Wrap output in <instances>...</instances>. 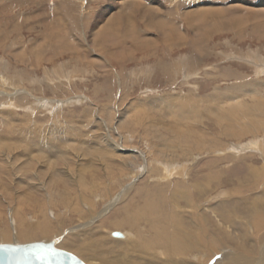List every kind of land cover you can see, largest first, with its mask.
<instances>
[{
    "label": "rangeland",
    "instance_id": "374dc122",
    "mask_svg": "<svg viewBox=\"0 0 264 264\" xmlns=\"http://www.w3.org/2000/svg\"><path fill=\"white\" fill-rule=\"evenodd\" d=\"M107 1L109 2V0H82L91 3L83 10L79 7V3H73L71 0H0V63L7 65L5 68L0 66V74L5 76L8 82L4 85L0 81V122H2L0 123V244L52 242L56 249L74 254L85 264H99V259L86 258L78 253L80 243L92 244L96 247L94 253L98 258L127 256L138 264H163L167 261L165 256L167 254L164 253L166 251L162 245L161 248L160 244L144 248L132 245V243H142L143 240L144 243L148 242L146 238L153 237L146 216H143L138 225L126 224L118 227L133 234L141 228L142 237L140 236L139 239L133 235L129 245L120 246L109 235L110 230L114 229L112 220L115 218L121 220L128 204L133 202L130 207L134 210L137 204L145 203L146 194L151 195L157 190L155 194H158L159 201L163 200L165 203L164 208H168L169 213L172 211L180 213L185 218L184 226L190 215L192 217V214L197 215L205 211L208 212V218L212 216L214 222L218 220V224H221L220 227L225 231L226 226L218 217L220 215H218L220 211L218 206L226 202L233 207L235 202H232L237 198L239 202L243 201L237 206L239 208L237 214L233 215L235 220L238 218L242 221V217H246L243 210L248 206V201L253 205L255 202L260 204V208L264 210V206L259 202L264 200V182H262L264 181L262 173L264 172V123L257 133L254 132L255 126L252 124L251 133L235 137L232 136L230 128L226 129V132L221 131L222 128H219L218 123L213 119L214 115L208 113L209 109L204 107L193 109L194 112L190 117L185 118L180 116L178 108L169 110V105L164 100L166 97L174 98L172 96L189 98V100L197 98L211 100L238 89L241 92V87H245L247 91L255 87L254 90L259 91L260 95L264 94V60L262 61L261 58L264 57V0H237L238 5H233L236 0H212L215 3L219 2L222 8L227 6L223 10L225 19L222 20V26H216L212 22L209 27H203L197 21L198 25L194 26L195 28L188 26L182 16V13L190 7L188 1L180 0L179 9L174 6L169 8L168 13L170 12L171 15L168 18L171 22L163 31H165L164 35L169 33L182 37H185L182 34L187 35V43L181 45V40L177 41L179 39L175 38L173 40L175 45L170 48L162 41L158 30L160 27L148 28L140 19V14L136 27L138 29L127 30L126 26L122 27L121 33L123 36L127 35L126 37L119 36V39L116 32L107 36L101 35L102 38L98 37L101 30L99 26L107 16V13H104V9L108 8L106 6L109 4ZM56 4L61 6L57 10L54 8ZM231 5L233 8L229 9ZM237 7L243 9L238 10ZM58 13L67 21L66 27L53 22V17ZM42 18L44 21L38 23V19L43 20ZM235 21H238L236 28L227 25ZM205 31L208 35L204 36ZM200 32L202 34H199ZM156 34L159 35L160 40H156L157 44L155 41H152L155 44H150L147 39H152ZM196 36H204V38L193 41ZM98 40L101 42H97ZM251 60H254V63ZM243 96H245L243 97L245 105L253 104L250 91L246 93L245 90ZM168 110L175 115L168 113ZM198 110L201 112L197 113ZM9 125L10 131L7 128ZM194 130L197 132L195 133ZM191 132L195 135H190L191 139L189 136L184 139ZM230 134L231 136H228ZM46 135L45 143L41 144L40 138ZM203 140L206 141L205 147L202 144ZM252 140L257 141V145L242 150L241 146H246ZM110 141L115 142L113 144ZM180 142L186 144L181 145ZM112 144L117 149L127 147L125 151L128 154L135 150L134 154L124 158L121 155L125 151L116 153V148ZM173 150L177 151L176 153L192 150L195 156L184 159L185 156L175 155V159H171ZM139 152L148 155L150 170L156 162L155 153L161 152L169 156L164 163L166 161L170 164L190 165L193 158H197V162L190 165V169L194 168L193 172L190 173L188 180L184 181L185 187L191 188L189 197L181 195L180 198L175 199L177 202L169 198L172 190L178 187L184 188L179 186L184 180L182 176H175L170 184L162 181L159 187L155 186V183L159 182L150 178V175L154 176L156 173L148 171L140 176L138 166H145V162ZM235 152L239 155H228L232 159L231 157L225 159L221 155ZM55 153H59V157L62 158L56 160V156L53 155ZM216 157L223 159H215ZM50 158L54 159L50 161ZM254 166L259 172L256 176L251 175ZM46 167L49 170H46ZM213 167L217 169L223 167L224 176L222 175L221 178L227 181H222L223 184L217 186L218 182L213 180L209 186L206 185L207 183H201L203 189L193 188L195 179L202 175V171L208 172ZM36 171L39 173L42 171L39 179L43 184L48 182V191H45V186L42 191L41 188L36 189L32 185L34 182H39L35 176ZM65 171L70 173L71 179L66 176ZM19 174L22 176L20 177ZM257 176L258 178H255ZM176 181L180 184L175 186ZM133 182L134 189L140 193L132 190L129 194L130 189L124 201L115 204L109 215L89 223L94 215L100 214L99 212L113 197L119 196L121 190L129 187ZM64 190L70 192L68 204L60 203L59 200V194ZM242 191L244 194H241ZM228 193L231 196H227ZM83 194L86 198L80 200ZM259 194L263 197L260 198ZM204 195L208 197L205 198ZM245 197H248L246 198L248 201H245ZM250 204L249 206H252ZM209 206L212 208L210 209ZM195 207H198V211L194 209ZM129 208L128 210L131 211ZM228 210L230 211L229 208ZM42 216L49 220L54 236L58 233V238L48 240L50 236L42 238L33 235V238L26 241L15 235L14 232L18 227L25 226L30 220V228H32L31 221L35 220V223H39ZM193 216L194 219L190 218L189 223L194 224L195 215ZM61 229L65 231L63 235L67 233L68 237L69 234L70 237L76 235L68 238L71 242L68 245L75 249L66 248L69 247L66 244L63 247L59 245V240L63 239L59 233ZM70 229H74L75 232H67ZM141 239L143 240L138 241ZM222 252L218 251L215 254L208 251L207 254L204 251L201 263L192 257L195 254L193 253L187 258L186 264H219L218 260Z\"/></svg>",
    "mask_w": 264,
    "mask_h": 264
},
{
    "label": "bare ground",
    "instance_id": "6f19581e",
    "mask_svg": "<svg viewBox=\"0 0 264 264\" xmlns=\"http://www.w3.org/2000/svg\"><path fill=\"white\" fill-rule=\"evenodd\" d=\"M73 3H79L80 4V8L84 10V8L88 5H91V3L89 2H82V0H71ZM182 1H188L189 3V8H187L186 11H184L182 13V16L184 17L185 21H187V23L189 24L188 26H192L193 28H195L194 26H197V21L200 22V25L203 27H206L209 25H212V22L216 25V26H219L221 25L222 26V20H224V16H223V10L226 9V7H223L221 5H219L218 3H215V2H212V0H182ZM108 2V1H107ZM40 3V2H39ZM97 3V2H95ZM109 4H107L106 9H104V13L106 14L107 13V16H106V19L103 21V23L98 24V26L101 28L100 32H99V35H97L98 37H101V35L103 36H107L108 34H114V32H116V36L117 38H119V36L121 37H126L125 34L124 36L122 35V30H123V26H126L125 29H135L137 27V22H138V14L141 15V20L143 22L146 23L147 27L148 28H153V26L156 27H160V30L159 33L161 34L162 36V41H164V44L165 45H168L167 47L170 48V46L173 47V45H175V43H173V40L175 38L179 39L177 41H180L181 40V45H184L187 43V40H186V36L187 35H184L182 34L183 36L185 37H182V36H178L174 33H169L168 35H164L165 31H163V29L165 30L166 26L169 25V23L171 22L168 18L169 14L168 11H169V8L171 6H174V7H177L179 9V5H180V0H109L108 2ZM5 4V3H3ZM238 1L236 0V3L233 4V5H238ZM233 5H231V7L229 9H232L233 8ZM179 6V7H178ZM241 6V5H240ZM61 6L56 4L54 6L55 10L59 9ZM229 7V6H228ZM2 9H4L3 7H1ZM7 8V7H6ZM99 8V7H98ZM238 10H242L243 8L242 7H237ZM62 10V8L60 9V11ZM2 11V10H1ZM171 11V10H170ZM177 11V10H176ZM102 12V11H100ZM103 13V14H104ZM62 14V12H61ZM249 14V13H248ZM65 15V14H64ZM178 15V14H177ZM54 16V15H52ZM104 17V16H103ZM241 17V16H240ZM248 17V15H247ZM26 18V17H25ZM23 18V19H25ZM29 18V17H28ZM22 19V20H23ZM41 19V18H40ZM43 19V18H42ZM239 19V18H238ZM4 20V19H3ZM27 20V19H26ZM8 21V20H7ZM19 21V19H18ZM21 21V20H20ZM43 20H39L38 19V23H41ZM50 21V20H49ZM177 21V20H176ZM258 21V20H257ZM256 21V22H257ZM4 22V21H3ZM53 22L56 23L58 22L60 25H64V27H66L67 25V21L65 20L64 16L60 15L59 13L57 15H55L53 17ZM178 22V21H177ZM198 22V23H199ZM238 22V21H237ZM237 22L235 21L234 23H229L227 24L230 28L231 27H234L236 28L237 27ZM255 22V24H256ZM2 23V22H1ZM21 23V22H20ZM52 23V22H51ZM4 24V23H3ZM17 24V23H16ZM53 24V23H52ZM213 24V25H214ZM225 24V23H224ZM261 24V23H260ZM9 25V24H8ZM179 25V24H178ZM177 25V26H178ZM176 26V27H177ZM180 26V25H179ZM220 26V27H221ZM62 27V26H61ZM181 27V26H180ZM68 28V26H67ZM178 30L179 27H177ZM138 29V28H136ZM207 29V28H206ZM223 29H225L223 27ZM261 29V28H260ZM140 30V29H139ZM153 30V29H152ZM151 30V31H152ZM196 31V29H194ZM222 30V29H221ZM94 31V30H92ZM133 31V30H131ZM150 31V30H149ZM68 31H66V34L68 35L67 33ZM70 32V31H69ZM96 32V31H95ZM182 32V30H181ZM184 32V31H183ZM86 33V32H85ZM134 33V32H133ZM198 33V32H197ZM196 33V34H197ZM60 34V33H59ZM135 34V33H134ZM137 34V32H136ZM199 34H202V32H200ZM204 36L205 35H208V33H203ZM70 35H72L70 33ZM93 35V34H92ZM142 35V34H141ZM131 36V35H130ZM129 36V37H130ZM136 36V35H135ZM160 36V37H161ZM201 37V36H196L195 39H193V41L199 39V38H204ZM212 36V35H210ZM67 37V36H65ZM71 36H69L70 38ZM134 37V36H133ZM102 38V37H101ZM147 38V37H146ZM120 39V38H119ZM209 39V38H208ZM73 40H74V37H73ZM72 40V41H73ZM102 40V39H101ZM138 40V39H136ZM149 40L148 42H150V44H155L154 42L152 43V41H155L156 40H160L159 39V35L156 34L155 37L152 36V39H147ZM100 40H98L97 42H99ZM122 41V40H121ZM126 41V40H125ZM101 42V41H100ZM124 42V41H123ZM160 42V41H159ZM176 42V41H174ZM158 42H156L157 44ZM105 43H103L104 45ZM107 44V43H106ZM144 44H148V43H144ZM102 45V47H103ZM108 45V44H107ZM105 45V46H107ZM114 46V45H113ZM179 46V45H178ZM101 47V46H99ZM171 47V48H172ZM108 48V47H107ZM118 48V47H117ZM104 50V48H102ZM107 50V49H106ZM173 50V49H172ZM101 51V50H100ZM111 51V50H110ZM33 52V51H32ZM78 52V51H77ZM221 52V51H220ZM37 53V52H35ZM34 53V54H35ZM107 53V52H106ZM77 54V53H76ZM38 55H40V53H38ZM104 55V54H103ZM235 55V54H234ZM237 55V54H236ZM115 57V56H113ZM259 57V56H258ZM39 58V57H38ZM187 58V57H186ZM262 58V61L264 60V57H261ZM261 58L259 57L258 59L261 60ZM189 61V60H188ZM253 63H254V60H251ZM5 63V61H3ZM37 64H38V61H36ZM264 63V61H263ZM3 66V68H5L7 65L5 63V65L3 63H0V66ZM256 65V64H255ZM257 66V65H256ZM259 68H260V65L258 64ZM263 66V65H262ZM164 68V67H162ZM113 69V68H112ZM261 69V68H260ZM148 70V69H147ZM7 72V71H6ZM107 72V71H106ZM109 72V70H108ZM177 73V72H176ZM50 77V76H49ZM185 78V77H184ZM0 81L1 83H3L4 85H7V81H6V77L3 76L2 74H0ZM52 83V82H51ZM247 85V84H245ZM254 86V85H253ZM15 87V86H14ZM17 87V86H16ZM261 87V86H260ZM237 88H240V87H237ZM242 88V91L244 92L246 90V93L250 91V94L252 93V102L253 104L251 105H245V101H243V92H239L240 90L238 89V91H232L231 93H227V94H224V95H220V96H216V98H213V99H204V98H197V99H193V100H189L186 99V98H180V97H175V96H172L174 98H170V97H166L164 98V100H166V103L169 105V110L171 109H175V108H178L179 109V112H180V116L182 117H185V118H189L191 113L194 112L193 109H199V107H204L205 109H209L208 113L209 114H212L214 115V120L216 123H218V127L219 128H222L221 131L223 132H226V129L230 128L232 129V136H235V137H239L243 134H246V133H251L252 132V124L255 126V130L254 132L257 133L261 128H262V124L264 123V94L260 95V93H258L259 91H256L254 89H251V90H248L243 87ZM262 90V88H260ZM15 93V92H14ZM17 93V92H16ZM3 95V94H2ZM161 95V94H160ZM216 95V94H215ZM214 95V96H215ZM248 95V94H247ZM14 97V96H13ZM179 98H180V101H179ZM248 98V97H247ZM13 99V98H12ZM169 99V100H167ZM170 101H173V102H170ZM162 102V100H161ZM14 106V105H13ZM162 107V106H161ZM168 107V106H167ZM203 108V109H204ZM11 109V108H10ZM9 110V109H8ZM168 110V113H173L174 112H170ZM243 111H245V114H243ZM178 112V113H179ZM201 110H198L197 113H200ZM176 113V112H175ZM246 113L248 115H246ZM9 114V113H8ZM163 115V114H162ZM175 115V114H174ZM172 117V116H171ZM178 119V117H177ZM218 119V120H217ZM179 120V119H178ZM3 121V120H1ZM5 121V120H4ZM164 121V120H163ZM175 122V121H174ZM2 123V122H0ZM162 125V124H161ZM54 127V126H53ZM2 128V127H1ZM4 128V127H3ZM9 128V130L7 129ZM6 129L8 131H10L11 127L9 125V127H7ZM59 128V127H58ZM264 128V126H263ZM178 129V128H177ZM42 130V129H41ZM46 130V129H45ZM1 131V130H0ZM4 131V130H3ZM57 131V130H56ZM181 131V130H180ZM179 131V132H180ZM183 131V129H182ZM181 131V132H182ZM196 130H194L195 132ZM58 132V131H57ZM176 132H178L176 130ZM180 132V133H181ZM185 132V131H184ZM183 132V133H184ZM190 132V131H189ZM188 132V133H189ZM197 132V131H196ZM195 132V133H196ZM228 132V131H227ZM46 133V132H45ZM56 134V132H54ZM7 134V133H6ZM9 134V132H8ZM182 134V133H181ZM193 132H191V134L189 135H186L184 137V139H187L189 136V139L190 138V135H192ZM15 135V134H14ZM195 135V134H193ZM6 136V135H5ZM10 136V135H8ZM7 136V137H8ZM25 136V135H24ZM127 136V135H126ZM178 136V135H177ZM228 136H231L228 135ZM97 137V136H96ZM107 137V136H106ZM180 137V136H178ZM164 138V137H163ZM9 139V138H8ZM13 139V138H12ZM47 139V135L46 137H42L40 138L41 140V144H44L45 143V140ZM106 139V138H105ZM253 139V138H252ZM14 140V139H13ZM246 140V139H245ZM109 141V140H108ZM189 141V140H187ZM199 142V140H197ZM13 142V141H12ZM11 142V143H12ZM106 142V141H105ZM111 142V141H110ZM115 142V141H114ZM114 142H111L114 144ZM129 142V141H128ZM7 143V142H5ZM107 143V142H106ZM120 143V142H118ZM134 143V142H133ZM183 144H186L184 142H180V144L182 145ZM206 141L203 140L202 144L204 145V147L206 146L205 145ZM8 144V143H7ZM13 144V143H12ZM112 144V145H113ZM117 144V142H116ZM188 144V143H187ZM8 145H11V144H8ZM39 145V144H38ZM94 145V144H93ZM118 145V144H117ZM129 145V144H128ZM254 145H257V141L255 140H252L251 142H249L246 146H241L242 150L244 149H247V148H250L251 146H254ZM4 146V145H3ZM237 146V145H236ZM16 147V146H14ZM20 147V146H19ZM35 147V146H34ZM43 147V146H42ZM114 148H116V146L113 145ZM118 147V146H117ZM168 147V146H166ZM172 147V146H171ZM182 147V146H181ZM210 147V146H209ZM245 147V148H244ZM26 148V147H24ZM45 148V147H44ZM183 148V147H182ZM196 148V147H194ZM218 148V147H217ZM234 148V147H233ZM237 148V147H236ZM16 149V148H15ZM33 149V148H32ZM42 149V148H41ZM133 149V148H132ZM175 150H177L176 148H174ZM213 149V148H212ZM46 150V149H45ZM116 150V153H118L117 151L119 152H124L125 150H127V147H119V149H115ZM150 150V149H149ZM184 150H186L184 148ZM193 150V148H192ZM191 150V151H192ZM238 150V149H237ZM236 150V151H237ZM134 151L135 150H132L129 152L130 155L134 154ZM185 152V151H182L181 153H176L177 151H171V159H175L176 156H185L184 159H188V158H191L195 155H193V152ZM204 153H205V150H203ZM235 151V149H234ZM263 151V150H262ZM11 152V150H10ZM14 152V151H13ZM16 152V151H15ZM14 152V153H15ZM24 152V150H23ZM26 152V151H25ZM31 152V151H29ZM159 152V151H158ZM209 152V151H208ZM264 152V151H263ZM12 153V152H11ZM115 153V154H116ZM137 153V151H136ZM166 153V152H165ZM216 153V152H215ZM257 153V152H255ZM9 154V153H7ZM24 154V153H23ZM29 154V153H28ZM37 154V153H36ZM63 154V153H62ZM127 151H125L121 156L124 157V156H127L129 155ZM139 154L142 156L141 159L144 160L145 162V166L141 165V166H138V168L140 167L138 173L139 175L141 176L142 174H146L148 173V171L150 173L153 172L156 173V175L154 174V176L150 175V178H152V180H156L158 181L159 183H155V186H158L160 185V182L162 181H166L170 183H172V178H174L175 176H182L184 180H182L183 182L180 184L179 181H176L175 182V186L180 184L179 186H182L184 187L183 189L178 187V188H175L174 190L171 191V196L169 198H171L173 201L175 199H178L181 197V195H185L187 197H189V191L191 190V188H188V187H185V180H188L187 178H189L190 176V173L193 172V169L194 168H191L190 169V165H194L196 162H197V158H193V160L191 161V164L190 165H187V164H183V165H179L178 164H170V163H164V160H166L167 157L169 156H166L164 155V153H155L157 154L156 156V162H154V164L151 166V170L149 169V160H148V155L145 156V154L143 153H140ZM151 154V153H150ZM198 154L200 155V153L198 152ZM211 154V152H210ZM19 156V154H17ZM22 155V154H21ZM44 155V154H43ZM54 156H56V160L62 158V157H59V153H55L53 154ZM64 155V154H63ZM176 155V156H175ZM203 155V154H202ZM201 155V156H202ZM205 155V154H204ZM224 156L225 159H230V157H228V155H233V156H236V155H239V153L235 152V153H223L221 154ZM260 155V154H259ZM120 156V155H119ZM200 156V157H201ZM254 156V154H253ZM30 157V156H29ZM110 157V156H109ZM199 157V156H198ZM221 157V156H220ZM10 158V157H8ZM7 158V160H9ZM19 158V157H18ZM125 158V157H124ZM54 159V158H53ZM50 158V161L53 160ZM112 159V158H111ZM215 159H223V158H218L216 157ZM232 159V157H231ZM255 159V158H254ZM14 160V159H12ZM23 160V159H22ZM120 160V159H119ZM147 160V161H146ZM155 160V158H154ZM160 160V161H159ZM202 160V159H201ZM241 160V159H240ZM253 160V159H252ZM261 160V159H260ZM25 161V160H24ZM43 161V160H42ZM49 161V160H48ZM116 161V160H115ZM174 161V160H173ZM184 161V160H183ZM209 161V160H207ZM229 161V160H228ZM236 161V160H235ZM256 161V160H255ZM11 162V161H10ZM18 162V161H17ZM152 162V160H151ZM161 165H160V163ZM178 162V161H177ZM212 162V161H211ZM219 162V161H218ZM230 162V161H229ZM19 163V162H18ZM17 163V164H18ZM49 163V162H48ZM52 163V162H51ZM127 163V162H126ZM125 163V164H126ZM174 163V162H173ZM186 163V162H185ZM237 163V162H235ZM239 163V161H238ZM13 164V162H12ZM50 164V163H49ZM116 164V163H115ZM131 164V163H130ZM210 164V163H209ZM208 164V165H209ZM216 164V163H215ZM227 164V163H226ZM44 165V164H43ZM52 165V164H51ZM200 165V164H199ZM213 165V164H212ZM219 165V163H218ZM232 165V164H231ZM22 166V165H21ZM24 166V165H23ZM89 166V165H88ZM135 166V165H134ZM188 166V167H187ZM207 166V165H205ZM223 166V165H222ZM227 166V165H226ZM239 166V165H238ZM236 166V167H238ZM248 166V164H247ZM43 167V166H42ZM45 167V166H44ZM43 167V168H44ZM128 167V166H127ZM194 167V166H193ZM196 167V166H195ZM216 167V165H215ZM224 167V166H223ZM221 167L220 169H217V168H212L210 169V171H202V175H200L196 180V182L193 184V188H202V185L201 183H207L206 185H210V182H212L213 180H216V182H218V184H216L217 186L218 185H221L222 181H227L226 179H223L221 178V176L224 174H222V168ZM233 167V166H232ZM252 167V166H251ZM15 168V167H14ZM206 168V167H205ZM228 168V167H227ZM230 168V167H229ZM25 169V168H24ZM202 169V167L200 168ZM239 169V168H238ZM44 170V169H43ZM46 170H49L47 169L46 167ZM133 169H131L132 171ZM252 170V169H251ZM39 171V170H38ZM130 171V172H131ZM262 171V170H261ZM42 172V171H41ZM40 172V173H41ZM98 172V171H97ZM39 172L36 171V178H38L39 182H34L32 185H34L36 187V189H39L41 188V190L43 191L44 190V186H45V191H48L47 187H48V182H42V180L39 179L40 177V174ZM46 173V172H44ZM65 173L67 174L66 176L68 178H72V177H69L70 176V173L65 171ZM132 173H134V171H132ZM136 173V171H135ZM259 172H257V168H255V166L253 167V171H251V175H258ZM261 173V172H260ZM264 174V172H262ZM40 174V175H39ZM128 174V173H126ZM226 174V173H225ZM228 174V173H227ZM15 175V174H14ZM20 175V174H19ZM96 175L98 176V173H96ZM95 175V176H96ZM112 175L113 172H112ZM217 175V176H216ZM250 175V176H251ZM22 175H20L21 177ZM96 176V177H97ZM118 176V175H117ZM125 177V175H123ZM139 176V177H140ZM224 176V175H223ZM227 176V175H226ZM239 176H242V175H239ZM19 177V176H18ZM81 177V176H80ZM115 177V176H114ZM235 177V176H234ZM238 177V176H237ZM17 178V177H16ZM43 178V177H42ZM130 178V177H129ZM179 178V177H178ZM236 178V177H235ZM241 178V177H240ZM255 178H258L255 177ZM261 178V176H260ZM19 179V178H18ZM24 179V178H23ZM113 179V178H112ZM246 179H249V178H246ZM263 179V177L261 178ZM50 180V178H49ZM178 180V179H177ZM239 180V179H238ZM20 181H22L20 179ZM127 181H129L127 179ZM132 181V180H131ZM137 181V180H136ZM146 181V180H144ZM231 181V179H230ZM252 181V180H251ZM255 181V180H254ZM17 182V181H15ZM143 182V181H142ZM147 182V181H146ZM261 182V181H260ZM264 182V181H262ZM261 182V184H263ZM19 183V181H18ZM24 183V181H23ZM22 183V184H23ZM129 183V182H128ZM152 183V182H151ZM165 183V184H166ZM249 183V182H248ZM174 184V183H173ZM223 184V183H222ZM243 184V183H242ZM245 184V183H244ZM18 185V184H17ZM28 185V184H27ZM31 185V186H32ZM50 185V183H49ZM143 185V184H142ZM236 185V184H235ZM248 185V184H247ZM250 185V184H249ZM252 185V183H251ZM136 186V185H135ZM138 186V184H137ZM141 186V185H140ZM146 186H148V183L146 184ZM152 187V185H149ZM216 186V187H217ZM239 186V185H238ZM242 186V185H241ZM240 186V187H241ZM253 186H255L253 184ZM264 186V185H263ZM159 187V186H158ZM165 187V186H164ZM251 187V186H249ZM23 188V187H22ZM161 188V186H160ZM168 188V187H167ZM230 188H233V187H230ZM235 188V187H234ZM259 188V187H258ZM24 189V188H23ZM131 189L130 193L132 192V190H134V192H138L140 193L138 190H135L134 189V182L129 185V187H124L123 190H121L120 192V195H116V197H113L112 200L104 207V209L99 212L100 214L98 216H95L92 217L91 221L89 223H92L96 220H98V218H101V217H105L106 215H109L112 211V207L119 203V202H123L124 201V198L128 195V192L129 190ZM152 189V188H151ZM211 189V188H210ZM218 189V188H217ZM220 189V188H219ZM241 189V188H240ZM254 189V188H253ZM155 190V189H154ZM159 190V189H158ZM164 190L166 191V189L164 188ZM201 190V189H200ZM204 190H205V187H204ZM207 190V189H206ZM214 190V189H212ZM228 190H230L228 188ZM236 193H238V189H236ZM243 190V188L241 189ZM250 190V189H248ZM262 189H260L261 191ZM264 190V189H263ZM193 191V190H192ZM202 191V190H201ZM199 191V193L201 194L202 192ZM216 191V189H215ZM232 191V190H231ZM240 191V190H239ZM247 191V190H246ZM254 191V190H253ZM167 192H168V189H167ZM228 192V191H227ZM227 192H224V193H227ZM230 192V191H229ZM241 192V191H240ZM243 192V191H242ZM137 193V194H138ZM157 193V190L156 192L154 191L153 193H149L146 194V201L145 203H143L142 205L140 204H137V206H135L134 210L133 208H131V204H133V202L131 204H128V208L131 209V211L128 210L127 208L125 213H124V216L121 220L115 218L112 220V225L114 226V229L113 230H110L109 232V235L110 237L112 238L113 241L115 242H118L121 245L124 246V244H127L129 245L130 244V239L132 238L133 235H136L139 239H140V236L142 237V232H141V228L137 231L136 234H133V233H130L129 231H126V230H122L118 227L120 226H124L126 224H129V225H138V222L143 219V216H146V220H147V224L150 226V231L152 232L153 234V237L152 238H146L148 242H145L144 243V240L141 239V240H138V241H142V243L138 242L136 244L132 243V245L140 248H144V247H148V246H156V244H160V248H161V245L164 248V250L166 252H164L166 256V259L167 261L163 264H186L188 261H187V258L191 257L193 253L194 256V259L201 263V258H203L204 254L203 252L205 251L207 254H208V251L210 253H215L217 254L218 251H223L220 255V259L218 260V263L219 264H264V210L262 211V207L260 208V204L256 203L253 199V201L255 202L254 205L253 204H250V202L248 200H246V198L248 197H245V201H248V206L243 210L244 211V214L246 215V217H242L243 220L240 221V219H236L235 220V216H233L234 214H237V212L239 211L238 207L241 202L243 200H241L240 202L238 201V198L236 200H234L232 203H234L233 207H230L229 206V203H222L220 204L218 207L220 209V213L218 212V217H220V221H222L225 226H226V230L224 231V228L220 227L221 224H218L219 222H217L218 220H216L214 222V219H211L212 216H209L211 218H208L207 216V213H205V209L203 210L204 213H200V214H192V217L189 213V217L191 218V220L194 219V216L195 215V222L193 224V222L190 224L188 220L189 219H186L187 221H185V226H184V220L185 218H183V216L180 214V213H174L172 211V213H169L170 210H168V208H164V205L165 203H163V200L162 201H159L158 199V194H155ZM163 193V191H162ZM205 193V192H203ZM207 193V192H206ZM209 193H210V190H209ZM223 193V194H224ZM261 193V192H260ZM263 193V192H262ZM135 194V193H133ZM168 194V193H167ZM195 194V193H194ZM222 194V195H223ZM241 194H244L241 193ZM240 194V195H241ZM252 194V193H251ZM143 195V194H142ZM202 195V194H201ZM219 195V194H218ZM229 195V193L227 194V196ZM88 196V195H87ZM115 196V195H114ZM182 196V197H183ZM217 196V195H216ZM225 196V195H224ZM231 196V195H229ZM250 196V195H249ZM260 196V194H259ZM145 197V196H144ZM203 197V196H202ZM205 197V195H204ZM208 197V196H206ZM205 197V198H206ZM219 197V196H218ZM239 197V196H237ZM263 197V196H262ZM260 196V198H262ZM84 198H86L85 194H83L81 197H80V200H83ZM142 198V197H141ZM192 198V197H191ZM211 198V197H210ZM226 198V196H225ZM224 198V199H225ZM243 198H244V195H243ZM256 198H257V195H256ZM133 201H134V196H133ZM139 199V198H138ZM184 199V198H183ZM216 199V198H215ZM222 199V198H221ZM220 199V200H221ZM223 199V200H224ZM228 199V198H227ZM59 200L61 201L60 203H64V204H68L69 200H70V192L67 191V190H64L61 194H59ZM197 200V199H196ZM209 200V199H208ZM212 200V199H211ZM210 200V201H211ZM226 200V199H225ZM229 200V199H228ZM229 200V201H230ZM250 200V199H249ZM256 200V199H255ZM176 201V200H175ZM191 201H193L191 199ZM203 201V200H202ZM208 201V202H210ZM219 201V200H218ZM251 201V200H250ZM257 201V200H256ZM166 202V200H165ZM177 202V201H176ZM228 202V201H227ZM239 203V204H236ZM258 202V201H257ZM261 203L262 206H264V200L262 201H259ZM161 203V205H160ZM168 203V202H167ZM175 203V202H174ZM190 203V201H189ZM213 203V202H212ZM220 203V202H219ZM252 203V202H251ZM178 204V203H176ZM195 204V203H194ZM207 204V203H206ZM224 204V205H223ZM252 205V206H249ZM89 205V204H88ZM136 205V204H135ZM179 205V204H178ZM177 205V206H178ZM184 205V204H183ZM209 205V204H208ZM231 205V204H230ZM91 206V205H90ZM126 206V205H125ZM186 206V204H185ZM188 206V205H187ZM197 206V205H196ZM202 206V205H201ZM205 206V204H204ZM212 206V205H211ZM211 206L210 209L212 208ZM216 207V205H213ZM168 207V206H167ZM182 207V206H181ZM200 207V206H199ZM91 208V207H90ZM175 208V207H173ZM179 208V207H178ZM183 208V207H182ZM186 208V207H185ZM228 208L230 209V211L228 210ZM180 209V208H179ZM187 209V208H186ZM194 209H198V207L194 208ZM203 209V208H202ZM217 209V208H216ZM264 209V208H263ZM175 210V209H174ZM188 210V209H187ZM124 211V210H123ZM184 211V210H183ZM193 211V210H192ZM198 211V210H197ZM207 211V210H206ZM210 213V211H209ZM216 212H214L215 214ZM98 214V213H97ZM211 214V213H210ZM44 215V214H43ZM213 215V214H212ZM17 217V216H16ZM43 218L40 220V222L38 223H35V220H32L31 222L33 223L32 224V228H30V220H28V224H25L22 225L21 227H18L16 229L15 227V235L18 236V238H21L22 240H26L28 241V239H31L33 238L34 236H40V237H49L48 240H51V239H55L59 237V234L56 233V236H54V230L53 228L51 227V223L49 222V220L42 216ZM217 217V218H218ZM13 218V217H12ZM187 218V217H186ZM239 218H241L239 216ZM22 220V219H21ZM48 220V221H47ZM25 221V219H24ZM27 222V221H26ZM25 222V223H26ZM14 225L16 223H13ZM193 224V225H192ZM17 226V225H16ZM35 226V227H34ZM79 227V226H78ZM81 227V226H80ZM231 229V230H228ZM31 229H34V231H32ZM62 230V229H61ZM60 230V237H62L63 239L59 240V245L63 247V245H67L69 246L68 244L71 243L69 242V239L68 238H73L75 237L76 235H73L72 237H70V234H69V237H68V233L67 232H75L74 229L73 230H68L66 233V235H63V233H65L64 230L61 231ZM117 231V232H120L121 235L120 236H114L113 233ZM149 231V232H150ZM147 232V231H146ZM37 233V234H35ZM74 234H77V233H74ZM149 234V233H148ZM5 235V233H4ZM9 235V234H8ZM34 235V236H33ZM146 235V234H145ZM12 236H14L12 234ZM147 236V235H146ZM152 236V235H151ZM148 237V236H147ZM137 238V239H138ZM226 241H225V239ZM25 241V242H26ZM71 241V240H70ZM132 241V240H131ZM24 243V242H23ZM22 245V244H20ZM80 248L78 252L80 254V256H85L86 258H91V259H99L100 260V263L99 264H138L136 261H134L133 259L131 258H127V256H125V258H119V257H115V258H111V257H102V258H98V256L96 255V253H94V251L96 250L95 246L92 245V244H81L80 243ZM134 247V248H136ZM66 248H70L71 250L72 249H75V247L73 246H69V247H66ZM65 251V250H63ZM69 251V250H68ZM158 251V249L156 250ZM160 251V249H159ZM163 251V250H162ZM97 258H96V257ZM124 256V255H123ZM179 258V259H178ZM192 259V258H191ZM193 259V260H194ZM206 261V260H205ZM196 263V262H195ZM157 264V263H155Z\"/></svg>",
    "mask_w": 264,
    "mask_h": 264
},
{
    "label": "water",
    "instance_id": "95a60500",
    "mask_svg": "<svg viewBox=\"0 0 264 264\" xmlns=\"http://www.w3.org/2000/svg\"><path fill=\"white\" fill-rule=\"evenodd\" d=\"M114 236L121 233L115 231ZM0 264H85L72 253L56 249L52 242L0 244Z\"/></svg>",
    "mask_w": 264,
    "mask_h": 264
}]
</instances>
